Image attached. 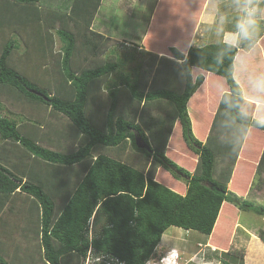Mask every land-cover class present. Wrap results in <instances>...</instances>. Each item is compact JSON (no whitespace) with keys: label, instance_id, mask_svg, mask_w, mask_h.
I'll use <instances>...</instances> for the list:
<instances>
[{"label":"trees","instance_id":"1","mask_svg":"<svg viewBox=\"0 0 264 264\" xmlns=\"http://www.w3.org/2000/svg\"><path fill=\"white\" fill-rule=\"evenodd\" d=\"M64 1L0 0V31L17 32L27 23H41L39 6L58 5V10L72 24L71 28L61 25L62 28L55 32L62 42L61 60L57 63L60 69L56 77L53 76L48 90L34 84L28 76L10 65L17 49L12 40H7L0 51V109L1 99L6 96L32 107L50 109L55 116L63 117L81 140L76 151L54 152L41 147L34 132L22 131L14 121L0 117V143L21 146L27 153L26 157L37 159L51 169L72 170L75 166L83 169L82 176L70 191L73 179L62 180L61 171L57 170L44 172L46 169L38 168L35 161V165L26 171L17 172L7 162L9 150L0 146V214L8 206L11 211L16 194L24 193L32 199L28 227L31 231L38 230V254L42 262L68 264L67 259L71 256L77 255L85 260L86 255L92 252L97 257H115L125 264H145L154 257L163 233L169 228L209 237L219 220L224 221V203L264 216L263 206H256L227 188L241 147L237 125L264 131L263 122L240 112L243 97L233 73L235 56L245 43L232 49L223 42L191 46L186 53L171 47L170 58L141 49L139 53H148L160 61L163 75L171 77V82L176 84L174 89L161 84L163 88L148 90L141 78L139 64L129 73L116 74L111 79L125 61L134 60L135 57L129 53L122 57L112 53V59L99 66L92 64L91 67L79 68L76 60L80 56L87 59L83 51L91 55L100 48L99 42L89 41L86 33L90 32L102 0H72L66 8L63 7ZM94 37L106 41L101 34ZM35 41L40 54L47 56L49 42H43L42 34L36 35ZM80 46L86 50H81ZM120 46L129 50L127 44ZM133 47L138 51L140 46L133 44ZM193 69L222 78L228 87L205 142L194 136L187 111L189 99L203 82L201 77L192 79ZM107 83L111 85L104 98ZM156 105H164L165 117L146 123L139 121V117L154 110ZM175 121L182 127L188 148L197 156L192 172L165 155L167 134L171 133ZM224 131L234 132V136ZM159 135L165 136L162 143L157 140ZM137 140L149 150L139 148ZM127 144L134 153L150 160L148 171L144 173L102 153L120 150ZM159 167L186 182L184 194L155 180ZM263 171L264 151L255 178ZM59 197H65L66 202L55 204L53 199ZM99 216L103 225L95 236L89 237V221L92 220L94 225ZM259 237L264 243V237ZM34 246L37 248L36 243L30 245L32 253L37 252ZM220 255L224 257L222 264L238 262V257L232 252H221ZM0 264H5L1 258Z\"/></svg>","mask_w":264,"mask_h":264},{"label":"rangeland","instance_id":"2","mask_svg":"<svg viewBox=\"0 0 264 264\" xmlns=\"http://www.w3.org/2000/svg\"><path fill=\"white\" fill-rule=\"evenodd\" d=\"M71 1L72 0L64 1L65 4L63 7L66 8L67 6H70ZM129 1L130 0H103L102 6L100 8L98 7L97 12L94 16L95 19L90 26V32L86 33L89 41L93 40L95 43L99 42L100 48L91 55L90 53L83 51L82 54H85L87 56V59L84 60L83 56H80L76 60L77 64H79L80 66L79 68L84 69L86 67H91L92 64H96L97 66H99L109 59H112V56L110 55L112 53H117L116 55L118 57H122L126 53H129L135 57L134 60L128 59L127 61H125V63L121 65V68H119L118 71H116V73L111 76V79H113L116 74L124 72L129 73V71L137 68V64H139L141 67L140 75L142 73L141 78L144 79L148 90L152 87L154 89L163 88L161 84H165L169 89L176 88V84H173V82H171L172 78L163 75L162 72L164 69L161 68L162 63L160 61L156 60V58L151 57L148 53L143 54L141 51V53H139V50L137 51L133 47V44L127 41L126 37L128 36L126 34H128V32H132L131 30L134 31L137 27V25L134 24L133 20L126 18V16H123L124 12L128 13V10L131 9L132 5ZM167 1L165 0V2ZM208 1L209 0L205 1L206 5ZM210 1L214 2L212 3L214 6L213 8L215 11H217V19L219 20L216 21L215 27H217L218 23H221L220 17L223 16L224 22L221 23L219 30L231 29L233 27L232 24L228 25L226 23H231L232 20L233 22L235 20H238V17L231 16V14L234 15L240 13L238 8L235 6L234 0H218L216 1V3L214 0ZM262 1L264 0H258L259 3ZM150 3L151 2H149L147 6H139L138 10L140 9L141 11L139 12V14L144 16V7L146 6L147 8ZM57 6L58 5H51L49 7L39 6L38 12L42 19L41 23H33L32 25H29L30 23H27V25L20 27L19 30L16 29L17 32L9 31L8 33L7 30L4 32L0 31V51L7 40H12L17 47L10 59V65L17 68V70L22 72L23 75H26V77L28 76V78H30L34 84L38 86L40 85L42 89L46 88L47 90L49 89V84L52 83L53 76L56 77L58 68L60 69L57 63L61 60L59 51L61 50L62 42L55 32L57 29L62 28L61 25L65 26L66 28L72 27L71 21L67 20V17H64V15L61 14L62 12L58 10ZM148 8H153V5L149 6ZM141 20H143V18ZM259 24L260 28L257 34H259L261 31H264V23H261L259 21ZM219 30L217 27L216 32H214V37L211 38L213 39V41H211L210 44H217V42H219V40H216L217 38H219ZM41 34L43 42H49V52H47V56L45 55V57L43 56V54H40L38 49L39 45L37 44V41H35L36 35ZM99 34L103 35L104 38H106V41H102L98 39V37H94V35L99 36ZM250 43L252 44L253 42ZM120 44H127V46H129V50L123 49ZM247 44H249V42ZM205 45L209 44L205 43L202 46ZM183 47H185V43ZM80 49L86 50L83 46H80ZM147 50L143 51L150 53V51ZM167 53L170 54L169 51H167ZM110 85L111 83H107L105 85L106 89L103 93L104 98L107 97V88H110ZM197 99L199 98L197 97ZM1 100L2 108L0 109V117H4L14 121L22 131L34 132L35 134H37L39 138V145L41 147L54 152L69 153L76 151L81 145L80 138L76 136L69 123L64 120L63 117L55 116L54 114H52L50 109L37 108L29 106L27 104H22L13 100L9 96L2 97ZM205 102L207 104V101H204L202 103ZM163 104L166 103L163 102ZM193 110L194 112H196L194 108H192L190 111L192 112ZM103 112L105 113L106 110L103 109ZM160 116L165 117L164 105L163 107L156 105V108L154 110L146 111L141 117H139V121H143V123H146ZM193 122L198 129L201 127L200 125L198 126L196 117H193ZM175 123L171 128V133L169 135L167 134L168 147L166 146L165 148V155L178 166L184 168L189 172H192L194 170H192V166L196 165L197 156L188 148L185 140L183 139L182 127L180 123L178 121H175ZM194 136L196 137L195 134ZM163 137L165 136L159 135L157 138L158 142L162 143ZM156 145L158 147L160 146L158 144ZM0 146L2 148H5L6 150H9L10 155L7 159V162L11 167H14L17 172H20L21 170L26 171V168H30L35 164L38 166V168L40 167L41 169H46L44 172H51L55 170L61 171L60 178L62 180L65 181L69 178L73 179V182L70 185V191H72L74 185L82 176L83 169L79 166L73 167L72 170L63 168L51 169L49 166L46 167L44 164L38 162L37 159L33 160L26 157L27 153L21 148V146L4 142L0 143ZM102 153L108 155L111 158L118 159L119 161H122L123 163L132 166L133 168H136L137 170H140L144 173L149 170L150 160H147L139 153H134V151L130 149L129 144H127L125 148H122L120 150H112L108 152L103 151ZM22 166L24 167L21 168ZM62 180L60 181L62 184H64V181ZM155 180L177 193L184 194L185 192L186 182L183 179L174 178L171 173L164 168L159 167L156 170ZM250 191L251 192L245 198V200L255 204L256 206L264 207V171L259 175V177L254 178ZM53 200L55 204L60 205L64 204L67 199L65 197H59ZM32 205L33 203L31 198L26 197L24 193H19L13 197L11 211H9L8 206L6 207L5 212L2 214V219H0V221L2 220L3 223H0V227L3 226L5 232H7L8 230L9 232H12V237L10 240L7 238L6 234H3L2 238H0L3 241V243L0 242V254L4 256L0 258L4 261L5 264H11L10 260L14 256L16 260H20V257L18 255L21 254L22 256V254L25 253L20 251L22 249H26L33 255H35V253L40 254L38 247L39 241H35V243L37 244V248L36 246H34L37 252L32 253L33 250L25 247V241H20V239H13L15 236L20 237L21 233L32 239L36 237V234L34 233L35 229L34 231L32 230L33 234H30L28 232L24 233L26 227L30 228L28 227V216H30L29 209ZM237 216L239 218L238 220L243 221L242 223H246L245 225H247V227H254L256 229L255 232L257 231V229L262 230L257 231V235H262L264 237V216L257 215L251 211L243 213L238 212ZM102 225L103 221L101 216H99V219H97L94 225L92 224V220H90L88 224L87 235L89 237L95 236L99 232ZM188 233L189 234L186 235L183 230L174 227L167 229L162 235L160 245L155 251L154 257L160 258V256H163V253H166L168 255L172 251H174L170 250V248H172L177 250L178 252H183L185 257H187L185 260H187L189 256L196 255L198 257L206 258L212 264H221L220 262L224 259V257L218 256L220 252L216 251L215 253L210 254L209 251H206L201 247L202 245H205V242L207 241L204 235L196 232ZM22 242L25 244H23ZM198 244H200V246H198ZM159 247L162 249H160ZM176 254L178 253L176 252ZM86 256L87 258L85 260H81L77 255H73L67 259L68 264H100L99 262L95 263L96 255L94 253H88ZM250 259L251 256L248 257L246 264H250ZM169 260L170 262L175 261L174 259ZM23 261H25L24 258Z\"/></svg>","mask_w":264,"mask_h":264},{"label":"crops","instance_id":"3","mask_svg":"<svg viewBox=\"0 0 264 264\" xmlns=\"http://www.w3.org/2000/svg\"><path fill=\"white\" fill-rule=\"evenodd\" d=\"M173 1L130 0L129 2L132 5L131 9L128 10V13L124 12L123 16L133 20L137 27L134 31L131 30L132 32L126 34L128 36H125L127 41L131 44H136L138 47L140 46L138 50L148 49L147 51H150L152 54L155 53L159 57L165 56L167 58L171 57V55L167 53L171 47L178 50L180 49V52L186 53L191 46L201 47L205 43L210 44V42L213 41L211 38L214 37V32H216L217 27L219 30L221 26V23H218L217 27H215L218 19L216 14L217 11L214 10L212 4L214 2L209 0L206 5V0ZM214 1L216 3L218 0ZM149 2L152 3L153 8H148L152 6L151 3L146 8ZM259 4L261 8H264V1ZM144 5H146L144 7L145 13L144 16H142L139 14L141 11L140 9L138 10V8ZM239 15L240 13L231 14V16L234 17H239ZM140 18H143V20ZM259 21L264 23V15L259 17ZM236 23L237 20L226 23L228 25L232 24L233 27L231 29L219 30V38L216 40L225 43V34L234 32ZM257 36L250 41H244L245 45L238 49L234 60L233 77L242 92L243 103L240 107L241 114L264 123V93H257L248 83L249 74L264 73V31H261ZM248 42L249 44H247ZM250 42H253V44ZM184 43L185 47H183ZM242 66L246 70H242ZM191 75L193 80H196L198 77L203 78V82L189 99L187 111L189 118H191L190 121L193 134L196 135L197 139L205 142L210 133L221 98L223 94L228 91V87L222 78L208 72L200 71L199 69H193ZM197 97L199 99H197ZM204 101H207V104L206 102L202 103ZM192 108H194L196 112H194V110L191 112L190 110ZM193 117H196L198 126H201L199 129L193 122ZM237 126V132L239 133L238 141H240L241 147L227 188L238 196L246 198L251 192L250 190L255 178L257 165L264 151V131L253 127H244L240 124ZM228 132L229 131H224L225 134L234 136V132ZM192 167L193 170L195 166L193 165ZM3 212H5V210ZM238 212L243 213L250 211L239 210L231 204L224 203V221L221 219L219 220V223L216 224L211 235L206 238L207 241L205 245L201 247L209 251L210 254L216 251L220 252L218 254L219 257L221 256V252H232V254L238 257L237 264L240 261L242 264H246L249 256H251L250 264H264V243L261 241L259 235H257V231L262 230L257 229L255 232L256 229L254 227H247V225H245L246 223H242L243 221L238 220ZM1 214L0 219H2ZM0 223H3L2 220ZM29 230L30 229L26 227L24 233L28 232L33 234L32 231ZM36 231L38 230L35 229V234ZM185 233L186 235L189 234L188 232ZM3 234H6L9 240L12 237V232H9V230L5 232L3 226H1L0 238H2ZM13 239L25 241L26 244L22 243L25 244L27 248H30V245L32 246L36 240L39 241L37 234L34 239L25 236L23 233H21L20 237L15 236ZM0 242L3 243L1 239ZM198 246H200V244H198ZM170 250H174L179 254H177L179 256L177 259L178 264H212L206 258L196 255L189 256V258L185 260L187 257H185L183 252H178L172 248H170ZM20 251L25 253H23L22 256L21 254L18 255L20 260H16L14 256L10 260L11 264H44L38 253L33 255L26 249ZM165 254L163 253V255ZM0 257L4 256L0 255ZM21 257H23L25 261H23ZM220 263L222 264V262Z\"/></svg>","mask_w":264,"mask_h":264},{"label":"clouds","instance_id":"4","mask_svg":"<svg viewBox=\"0 0 264 264\" xmlns=\"http://www.w3.org/2000/svg\"><path fill=\"white\" fill-rule=\"evenodd\" d=\"M234 2L240 15L235 25V31L225 34V44L229 49L238 47L244 41L252 40L260 28L259 17L264 15V8L260 7L258 0H234ZM220 21L224 22L223 16L220 17ZM242 70L246 69L242 66ZM248 83L257 93H264V73L249 74Z\"/></svg>","mask_w":264,"mask_h":264},{"label":"built area","instance_id":"5","mask_svg":"<svg viewBox=\"0 0 264 264\" xmlns=\"http://www.w3.org/2000/svg\"><path fill=\"white\" fill-rule=\"evenodd\" d=\"M90 252L89 254H91ZM177 254L175 251H172L170 254H166L164 256H161L160 258H151L150 260L146 261L145 264H178L177 263ZM95 263L99 262L101 264H125L121 261H119L115 257H110V256H100V257H95ZM169 259H174L175 261L170 262Z\"/></svg>","mask_w":264,"mask_h":264},{"label":"water","instance_id":"6","mask_svg":"<svg viewBox=\"0 0 264 264\" xmlns=\"http://www.w3.org/2000/svg\"><path fill=\"white\" fill-rule=\"evenodd\" d=\"M136 144H137V146H138L139 148H145V149H148V147H147L146 145L142 144V143L139 142L138 140H137ZM148 150H149V149H148Z\"/></svg>","mask_w":264,"mask_h":264}]
</instances>
